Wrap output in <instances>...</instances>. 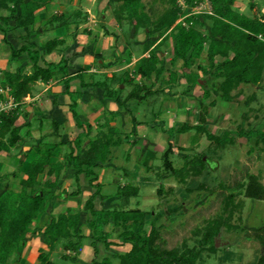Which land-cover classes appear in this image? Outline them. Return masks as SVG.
<instances>
[{"label":"trees","instance_id":"obj_1","mask_svg":"<svg viewBox=\"0 0 264 264\" xmlns=\"http://www.w3.org/2000/svg\"><path fill=\"white\" fill-rule=\"evenodd\" d=\"M53 0H0V31L4 35V40L8 43V33L13 30H22L25 33L27 41L33 36V27L36 23L38 13L46 8ZM108 0V7L113 9L114 18L118 24H128L139 30H147L150 36L158 35L162 38L161 45L169 40H173V60L175 65L178 61L182 62L183 75L188 84V92L194 84L201 79L200 75L190 72L195 64H198L203 77L200 81H205L208 88V82L214 79H221L218 87V95L223 101L231 103L237 97H241V92L233 94L234 91L241 89L242 85H260L264 75V13L259 10V14L249 18L234 9L237 0H210L213 14H191L186 19L187 26L178 21L187 16L189 11L184 10V5L191 9L198 4L200 0H161L167 5V9L157 14L155 4L152 0ZM182 1L184 4H180ZM250 1L252 10L257 5ZM7 12L4 15L3 12ZM77 17L75 16V19ZM210 22V30H201L205 24ZM13 23V26H11ZM50 24L57 23L60 27L66 26L68 20L65 15L55 14L49 20ZM178 23V24H177ZM39 34V31H37ZM65 41L55 38L38 47L36 43L27 42L19 49L11 45V56L13 59L26 55L31 66V73H26L25 69L18 68L15 71L0 70V86L9 90L10 94L18 103V107L9 113H2L0 116V152H9L11 148L24 141L22 129L26 126H17L16 123L20 117V111L24 100L32 95L34 87L38 82L50 83L56 72H61L65 77L69 76V59L62 56L57 63H48L47 68L40 65L42 55L51 54L60 51ZM155 42L149 41L146 44V51L150 52L149 57L140 61L137 74L144 80L138 83L135 78H127L129 86L132 87L128 95H123L122 90H112L107 82L94 83V87L105 90V95L113 99L118 106L127 108L131 101L147 102L158 93H164L165 86L176 83L179 80L177 74L166 68L161 55L157 52V47L151 50ZM159 44V45H160ZM205 57V58H204ZM217 57L223 58L218 61ZM200 61L207 62L206 65L200 64ZM168 73L169 79L165 80L164 75ZM82 71L77 74L83 87H88L81 76ZM153 77L161 82L158 91L149 86L145 81ZM70 79L65 82L66 93L74 96L70 92ZM210 91V90H209ZM211 93L209 92V95ZM255 99L252 95L247 101L251 104ZM212 105H216L215 102ZM76 102L71 104L70 109L76 125L84 132L71 143L70 152L66 158V167L64 163H52V157L56 146L40 152L27 171L26 178L21 181V190L18 192H4L0 195V264H8L12 254L18 252L22 254L26 248L29 236H36L39 232L34 227L35 221L41 217L54 197V190L59 187L61 172L65 168L75 170V186L78 189L73 195L81 194V178L85 176L89 186L95 189L84 205V211L90 215L88 220L89 229L92 232L91 246L95 250V259L92 264H114L113 259L119 261L118 264H197L200 260L201 252L210 246V251L216 252L214 239L220 234L221 226L217 222L208 225L200 248H188L183 252L177 250L162 249L160 244V231L155 224L151 223V230L146 232L147 218L154 217L155 213L150 214L139 208L129 209L133 199L137 198L140 189L137 186L127 184L120 187L118 195L120 197L121 207L119 209L96 208L98 197L103 199L102 184L97 169L111 159L112 149L121 146L129 137L125 136L119 129L111 126L106 121L100 127V131L92 137V126L86 124L80 119ZM202 111L199 116V123L196 126L184 124L178 128H171L169 133L171 137L189 132H196L192 144H198L200 136L205 135L218 149L226 148L228 144L235 143L230 133L222 136L210 132L207 127L208 108L201 105ZM132 113V112H131ZM248 119V115H245ZM132 119L136 123V118ZM167 131H164L166 133ZM30 135V132H27ZM252 135V132H240L241 137ZM261 137V138H260ZM258 144L260 141L264 144V133L258 135ZM134 144L137 140L133 141ZM212 148V145L209 146ZM175 147L172 139L169 138V146L163 155V173L161 168L158 172L160 178H176L181 184H186L189 178L199 177L205 171L206 164L202 160L205 154L191 155L192 148H179L185 156L184 166L175 168L172 161ZM217 149V148H216ZM47 176L43 180V176ZM205 189V186H202ZM232 192L243 190L249 199L264 201V184L258 175L248 173L246 181L240 182L234 188H229ZM165 192L162 185L158 194ZM170 192H172L170 190ZM234 194L228 197V203H233ZM158 217V216H156ZM81 214L67 210L58 215L49 217L48 222L40 231L48 251L40 250L38 260L40 264H57L52 259V253L59 244H62L64 250L75 252L74 257L67 254L62 256L66 261L76 262L77 255L83 246L85 236L80 229ZM122 229L118 236L120 243L112 239L109 231L110 227ZM253 236H247L248 240L257 241L264 252V227L254 230ZM103 245L106 254L113 247L130 245L131 249L125 253L114 252L111 257L100 255L99 246ZM22 264V259L17 263ZM258 264H264V255L258 261Z\"/></svg>","mask_w":264,"mask_h":264},{"label":"rangeland","instance_id":"obj_2","mask_svg":"<svg viewBox=\"0 0 264 264\" xmlns=\"http://www.w3.org/2000/svg\"><path fill=\"white\" fill-rule=\"evenodd\" d=\"M154 1L157 3L155 4L157 14L161 15L167 9V5L162 3L161 0ZM200 1H198V4ZM82 3V0H75V7ZM95 3L97 5L95 1H88L87 5L95 9ZM149 3L151 4L152 0ZM256 9L255 12L257 13ZM184 10L186 11L187 9ZM3 14L7 15L8 13L4 11ZM61 29L63 28L49 30L45 33L43 42L58 37ZM199 63L207 64L205 61H200ZM19 66L20 63L12 58L11 48L8 43H5L4 35L0 31V68L10 71ZM98 79H103V77H98ZM200 80L190 90V95L196 98V102L193 100L191 102L193 104L187 106V108H190V113H188L187 108L181 114H177L173 110L174 107L179 106V101H177V104L175 101L174 104H170L171 102H163L164 104L160 102L157 104L152 102H131L128 109L134 111L135 118H137L139 123L146 126L147 131L140 130L137 126L135 134H131L130 124L126 128L124 126L120 128L132 142L137 140L138 146L132 153L131 158L128 150H130L131 144L133 145L134 143H128L112 149L110 161L97 169L98 174L101 176L102 194L112 199L118 195L121 185L131 184L139 187V196L132 200L129 209L139 208L150 214L155 213V218L148 217L146 219V232L151 230V223L155 221L161 233L158 243L162 249H174L179 252H183L186 247L199 249L200 243L208 231V225L217 222L221 226V231L215 239L219 237L222 246L215 247L216 252L210 251V246L203 250L197 264H258L259 259L264 255L263 247L257 241L248 240L247 236H253L254 230L264 227V201L249 199L243 190L232 192L229 188H234L238 183L246 181L248 173L258 175L264 184V144L262 141L258 144V135L262 134V132L264 133V75L260 85H242L241 89L234 91V95L241 92V97H237L232 103L223 101L224 99L218 96L221 95L218 94V87L222 82L221 79L209 81L208 88L204 87L207 83L204 81L205 83L202 85ZM183 81L185 82V80ZM183 81L181 86L174 90V92L176 91V98H179L178 96L183 98L186 89V84ZM209 92L211 93L210 95H213L210 100ZM252 95H255V99L250 105H247V101ZM204 99L209 100L207 103L212 100L217 102L215 106H212L213 108L210 107L209 109L210 116L207 117L209 122L208 130L219 136L230 133V137L234 139L235 143L228 144L226 148L218 149L205 135L199 137L200 141L198 144H192L195 136H197L196 132L173 135L171 137L169 131L173 126L170 121L176 126L183 125L186 121L191 124H197L202 111V108H200L201 103H203ZM166 101H169V99ZM193 105L196 107L195 109H191ZM246 114L249 117L248 119L245 118ZM160 115L162 116L161 121H163V124L155 122V118ZM163 127L167 131L164 134L165 136L163 135ZM242 130L246 133L252 132V135L241 137L240 132ZM27 132L28 128L25 126L21 132L22 136L26 138L28 136ZM160 134L163 139L156 142ZM138 137L140 138L138 139ZM169 138L172 139L175 147V153L172 156L175 168H181L185 163L183 158L185 154L179 151V148H192L193 152H190L191 155L205 154L202 160L206 164V168L201 176L189 178L186 184H181L176 178L159 177V168H161V174L163 173L162 158L168 149ZM23 143H18L9 152H0V172L2 170L5 172L2 173L4 177L2 179H5V182H9V184L7 183L9 186L3 185L5 192H18L21 190V181L25 179L22 178L24 176L21 174L23 173L21 171L22 163L16 167L18 161L13 162L14 159L10 157L19 152L23 147ZM211 145L212 148L209 147ZM17 154V156H21V153ZM62 158L65 159L63 156ZM206 158L207 162H205ZM58 160H61V158ZM62 162L66 167V161L63 160ZM210 162L212 163L210 164ZM2 179L0 178V183ZM83 179V182L88 183L86 177ZM162 185L165 192L163 195H159L158 190ZM202 186L206 188L203 189ZM82 190L79 196L72 198L76 202H81L83 206V203L89 199L95 189L86 184L85 189ZM71 192L72 189L70 188L63 189L60 194H71ZM232 194H234V199L231 204L228 203V197ZM60 200H62L61 197L56 198L58 205ZM72 206L77 207L76 204ZM50 207L51 205L47 206L46 213L49 212ZM79 210L84 211V207ZM34 227L39 233L34 240L33 236H29L25 248H28L27 251L24 249L21 252L22 254L18 252L12 254L8 264H17L21 259L22 264H40L38 260L39 252L40 250L47 251L48 247L40 234L42 229L36 224H34ZM109 231L112 234V238L117 240L122 229L118 230L115 227H110ZM36 239H40L41 242ZM35 240L37 241L36 243L34 242ZM83 243L85 247H90L91 238H86ZM30 249L32 251H29ZM103 249L104 246L102 245V251ZM129 250L130 245L120 249L117 248L116 252L125 254ZM65 252L63 245L58 243L52 253V259L57 264H77L62 259ZM109 256L107 255V257Z\"/></svg>","mask_w":264,"mask_h":264},{"label":"crops","instance_id":"obj_3","mask_svg":"<svg viewBox=\"0 0 264 264\" xmlns=\"http://www.w3.org/2000/svg\"><path fill=\"white\" fill-rule=\"evenodd\" d=\"M82 1V4H79L78 7H75V0H53L46 8L42 9L38 13L36 23L33 27V36L30 37L28 41L25 38L24 31L22 30H13L8 33V44L15 49H19L22 47V45L27 44V42L36 43L40 48L41 45L48 42H43L45 33H47L49 30L63 28L61 29L60 35H58L56 38L64 40L65 44L60 48V51H56L51 54H45L42 52L40 65L47 68L48 63H57L61 60L62 56H67L70 67L68 70V77H65V75L59 71L56 72L54 74L53 80L50 83L45 84L43 82H38L33 89L32 95L24 100V104L20 111V117L16 125H30L29 127H26L28 128L30 135L25 138L24 143L22 142L23 147L20 150L18 149L19 152H16L10 157L14 159L13 162H19H15L17 164L16 167L18 164L20 165V163H22L21 171L23 173L21 174L24 176L22 178H26L27 171L31 164L39 158L40 152L43 150L54 148L56 146V150L51 162L63 163V160L66 161L71 149V143L79 136V134L84 132V129H79L77 127L73 118L70 106L74 102H76L78 105L77 109L80 119L86 124H90L92 126V137L97 134V131H100V127L103 126L106 121H109L111 126L119 129L120 131L122 126L126 128L130 124L131 134H135V128H137V126L138 129L147 131L146 126L142 125V123H139L137 118L136 123L133 121L132 113L134 116V111L128 109L132 101L128 103L127 108L121 109L113 99H110L105 95L104 89L94 87V83L107 82L110 89L122 90L124 91L123 95H128L132 88L129 86L127 78H135L138 83L144 82V80L137 74V70L140 61L143 58L150 56V52H147L145 49L146 44L149 41L155 42L151 50H154V48L157 47V52L161 55L166 68L174 71L177 74V77H179V80L176 83L166 85L164 87V93H158L155 97H152L149 101H147V103L152 102L153 104H157L158 102H171L170 104H174L175 101L177 104V101H179V106L174 107L173 110L177 114H181L184 113L183 111L189 104H193L191 103L193 100L196 102V98L190 95V91L188 92V84L186 79L182 77V62L178 61L175 65L172 63L174 47L173 40H169L161 45L160 43L162 38H160L158 35L150 36L147 30L136 31L134 27L126 23L118 24L114 18L113 9L108 7V0ZM88 1L97 2V5L95 3V9H92L87 5ZM253 2L257 5V13L255 10L251 9L249 0H237L234 5V9L235 11L246 15L249 18L259 14V10L264 13V0H253ZM180 4L183 5L184 3L180 1ZM241 7L244 8V10H242ZM184 9H187L186 11L191 12L193 8L191 9L190 7L184 5ZM55 14L65 15L66 19L68 20V24L62 27H60L57 23L54 25L50 24L49 20ZM75 16L77 17L76 19ZM11 26H13V23H11ZM210 27V22H207L204 29L201 27L199 29L210 30ZM37 31H39V34H37ZM217 60L222 61L223 58L217 57ZM16 61L20 63V66L16 67L15 69H11L10 71H15L18 68H25L26 73H31V66L29 65V60L26 55L18 58ZM197 65L195 64L190 72H194L196 74L198 73L202 79L203 75L201 74V70H199ZM0 70L6 71L4 68H0ZM80 71H82L81 76L83 77L84 82L89 84L88 87H83L81 80L76 77ZM98 77H103V79H98ZM68 78L70 79V92L73 93L74 96L66 93L65 82L68 80ZM164 79H169L168 73L164 75ZM183 80H185V82ZM182 81L186 84L183 98L180 96H178L179 98H176V91L174 92V90L181 86ZM145 83H147L149 86H153L155 91H158L161 87V82L157 81L155 77L149 81H145ZM212 97L213 95H210L209 100L212 99ZM168 99L169 101H166ZM209 100L204 99L203 103H201L208 108V112L210 107L213 108L212 106H215L212 105L214 102L217 104L215 100L207 103ZM195 108L196 107L194 105L191 107V109ZM167 111L170 112L169 110ZM187 111L190 113V108H187ZM209 116L210 113L208 117ZM161 117L162 116L160 115L155 118V122L157 121V124H163ZM170 123L173 128H178L184 124L188 126H196L199 122H197V124H191L190 122L186 121V123L183 125L178 126L173 124L171 121ZM208 124L209 122L207 120L206 127H208ZM164 131H166L165 127H163V132ZM161 134L159 137H157L156 142L163 139ZM164 134L165 133H163V135ZM177 137L179 138V136ZM139 138L140 137H138V139ZM126 140L127 141H125L122 145L133 143L130 139ZM137 146V143L133 145L131 144L130 150H128L130 153V158ZM15 147L11 148V150ZM17 153H21V156H17ZM62 156L65 157V159H63ZM59 158H61V160H58ZM2 173H5L4 170L0 172L1 179L4 178ZM99 177L101 176L99 175ZM74 178V169L65 168L61 172L59 187L54 190V197L49 201L48 204L51 205L49 212L43 213L41 217L35 221V224L38 225L40 229H43L48 222L49 217L52 215H58L67 210H70L74 213L80 212V229L82 230V234L85 236V239H90L92 237V232L88 226L90 215H88L83 210H79L80 208L84 207L88 199L83 203L82 206L81 202H76L75 199L72 198L75 196L72 194L78 191L75 186ZM83 178L85 177L83 176L81 178V192L83 191L82 189H85V185H88V183L83 182ZM46 179L47 176H43V180ZM4 180L5 179H2V182L0 183V195L5 192L3 185L9 186L7 185L9 182H5ZM122 186L123 185L120 187ZM69 188L72 189L71 194H60L61 190ZM58 197H61L62 199L60 200L59 205L56 203L58 201H56V198ZM79 203H81V205H79ZM73 204H76L77 207L72 206ZM119 205V196H116L112 199L108 198V196H106L104 199L102 197H98L96 200V208L99 210L112 208L118 209ZM117 229L119 230V228ZM35 237L36 236H33V240ZM36 240L41 242L40 239ZM36 240L34 241L35 243L37 242ZM113 240L117 243H120L118 239ZM127 246L128 245L113 247L110 252H108V254L112 256L113 253L116 252L117 248L120 249ZM27 249L25 250L27 251ZM99 250L100 255L107 256L105 249L102 251V245L99 246ZM29 251H32V249ZM65 254L69 255L70 257H74L76 255V253L72 251H67ZM94 259V248L92 246L85 247L83 243L75 263L92 264ZM113 263L118 264L119 261L117 259H113Z\"/></svg>","mask_w":264,"mask_h":264},{"label":"built area","instance_id":"obj_4","mask_svg":"<svg viewBox=\"0 0 264 264\" xmlns=\"http://www.w3.org/2000/svg\"><path fill=\"white\" fill-rule=\"evenodd\" d=\"M194 15L200 14H213L212 6L210 0H202L199 2L198 6L192 9L189 14L179 20L184 26H187L186 19ZM18 107V103L15 101L14 97L10 94L9 90L4 89L0 86V116L2 113H9Z\"/></svg>","mask_w":264,"mask_h":264},{"label":"water","instance_id":"obj_5","mask_svg":"<svg viewBox=\"0 0 264 264\" xmlns=\"http://www.w3.org/2000/svg\"><path fill=\"white\" fill-rule=\"evenodd\" d=\"M200 83H201L202 85H204L205 82H204V81H200ZM205 162H207V158L205 159ZM211 163H212V162H210V164H211ZM221 244H222V243L220 242V238H219V237L216 238V239H215V247L218 248V247L222 246Z\"/></svg>","mask_w":264,"mask_h":264}]
</instances>
